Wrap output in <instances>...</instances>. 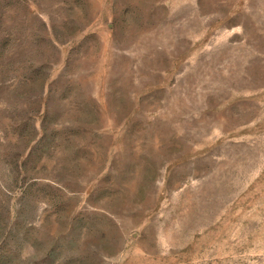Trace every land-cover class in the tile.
I'll list each match as a JSON object with an SVG mask.
<instances>
[{
    "label": "rangeland",
    "instance_id": "1",
    "mask_svg": "<svg viewBox=\"0 0 264 264\" xmlns=\"http://www.w3.org/2000/svg\"><path fill=\"white\" fill-rule=\"evenodd\" d=\"M0 264H264V0H0Z\"/></svg>",
    "mask_w": 264,
    "mask_h": 264
}]
</instances>
